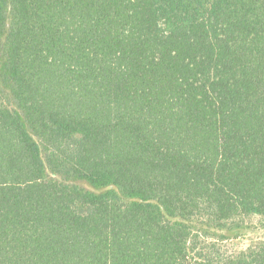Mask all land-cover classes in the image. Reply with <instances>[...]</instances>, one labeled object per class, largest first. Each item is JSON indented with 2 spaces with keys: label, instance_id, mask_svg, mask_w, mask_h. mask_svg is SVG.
I'll list each match as a JSON object with an SVG mask.
<instances>
[{
  "label": "trees",
  "instance_id": "16d2710c",
  "mask_svg": "<svg viewBox=\"0 0 264 264\" xmlns=\"http://www.w3.org/2000/svg\"><path fill=\"white\" fill-rule=\"evenodd\" d=\"M0 264H264V0H0Z\"/></svg>",
  "mask_w": 264,
  "mask_h": 264
},
{
  "label": "rangeland",
  "instance_id": "374dc122",
  "mask_svg": "<svg viewBox=\"0 0 264 264\" xmlns=\"http://www.w3.org/2000/svg\"><path fill=\"white\" fill-rule=\"evenodd\" d=\"M239 241H240V243H237V246L246 245L249 242L247 238H241ZM232 243L233 242H228L227 243L228 244L227 246L230 247V248H232L233 247Z\"/></svg>",
  "mask_w": 264,
  "mask_h": 264
}]
</instances>
